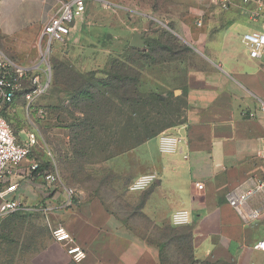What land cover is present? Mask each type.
<instances>
[{"label":"crops","instance_id":"crops-1","mask_svg":"<svg viewBox=\"0 0 264 264\" xmlns=\"http://www.w3.org/2000/svg\"><path fill=\"white\" fill-rule=\"evenodd\" d=\"M62 1L66 0H0V46L18 60L31 57L37 44L40 50L43 29L58 13ZM230 1L231 7L224 10L209 1L192 0L195 6L208 4L214 9L181 13L182 20L191 18L187 25L193 41L191 51H204L201 54L208 64L205 69H188L181 91L187 103L185 121L167 132L186 140L182 150L161 154L155 138L114 163L125 171L133 167L131 182L146 173L158 174L157 183L147 191L129 193L128 204L139 208L153 228L190 232L196 264H264V252L256 249L264 241V213L259 220L247 222L227 201L230 192L253 191L257 183L264 182V158L259 156L264 151V117L259 113V103L264 101V55L250 59L243 41L247 33L264 32V13L254 21L250 13L254 6H245L242 0ZM182 25L183 21L176 26L178 33L185 32ZM94 26L82 16L72 24L71 38L67 39L69 58L80 74L105 71L123 50L100 43L97 52L86 54L85 49L93 45L85 43L83 48L78 34ZM101 27L109 31L106 25ZM107 32L101 39H109ZM129 35L133 49L144 48V39L137 38L139 34L128 27L121 36ZM21 105L20 100L15 112L19 117ZM248 111L257 117L251 119L245 114ZM30 158L11 183L19 185L18 197L28 211H41L29 207L31 203L52 210L53 229L65 226L87 251L81 264H161V244L136 234L99 201L64 209V191L47 185L41 176L34 177L30 170L36 160ZM196 184L204 189L199 190ZM263 207L262 193L248 202V209ZM180 210L191 212L188 226H173L172 215Z\"/></svg>","mask_w":264,"mask_h":264},{"label":"rangeland","instance_id":"rangeland-1","mask_svg":"<svg viewBox=\"0 0 264 264\" xmlns=\"http://www.w3.org/2000/svg\"><path fill=\"white\" fill-rule=\"evenodd\" d=\"M193 4L192 0L87 1L84 17L95 26L78 34L83 48H86L85 43L93 45L85 49L86 54L97 52L100 43H109L122 47L121 56L144 68L142 74L137 69H131L133 71L130 72L129 79L126 78L122 102L116 98L119 91L115 78L108 77L113 63L111 68L109 65L105 70L109 71L108 76L104 73L92 74L84 85L81 84L79 72L72 66L69 58L70 39L65 43L53 42L45 60L38 44L32 56H25L24 60H18L0 46L9 58L20 65H41L39 75L48 84L47 92L36 99L30 113L24 109L23 101L20 117L17 114L8 115L9 123L19 141L25 139V134L32 130L39 135V144L30 160L48 159V155L53 154L61 169H64V165L73 160L74 149H79V156L89 164L87 173L79 172L78 182L68 179V184L77 190V198L72 206H65L64 209L79 208L100 197L127 225L141 233L153 234L151 225L140 209L128 204L127 199L131 196L128 187L133 167L131 171H125L117 168L114 163L121 154L134 151L152 133L158 134V138L185 121L187 103L181 91L186 84L187 71L205 69L208 64L201 54L204 51L191 53L189 45L193 41L187 26L191 24V18L182 20L181 13H203L214 9V6L208 4ZM181 21L185 25H182L184 33L176 31V26ZM101 24L106 25L109 31L101 27ZM128 27L139 34L137 38L144 39L145 46L142 49L147 50L146 54L129 51H133L132 36H121L128 31ZM104 31L108 33L107 36L110 35L109 39H101ZM39 36L40 33L36 36V43ZM46 50L44 45L43 52ZM187 59L190 60L188 66ZM116 67L122 70L123 65L116 64ZM47 68L50 72L44 75ZM139 75L138 89L142 95L135 98L133 93ZM78 90L84 94L82 98L77 94ZM93 92L102 94L105 102L87 104L85 95ZM94 105L100 106L104 112L99 121L84 116L82 107L86 106L90 112ZM80 126L89 129L77 139V128ZM92 127L96 130L93 131ZM106 157L111 158L103 163ZM21 203L25 207L22 200ZM29 207H39L41 211H18L0 217V264H75L65 249L52 239V210L42 204L37 206L31 203ZM180 235L186 237L187 231L180 232ZM187 244L188 242L183 245L185 255L188 253ZM168 260L171 261L169 258Z\"/></svg>","mask_w":264,"mask_h":264},{"label":"built area","instance_id":"built-area-1","mask_svg":"<svg viewBox=\"0 0 264 264\" xmlns=\"http://www.w3.org/2000/svg\"><path fill=\"white\" fill-rule=\"evenodd\" d=\"M88 0H66L60 2L58 13L44 27L41 36V55L46 59L52 49L53 42L65 43L72 33V24L81 18L86 12ZM209 1L219 5L224 10L231 7L230 0H195ZM245 6H254L250 11L252 20L257 21L264 13V2L262 0H242ZM201 26L202 23L197 24ZM243 41L252 60H258L264 55V32L247 33L243 36ZM44 45L47 50L43 52ZM41 65L23 66L9 58L0 48V111L12 105L17 96L29 86L25 94L27 113L33 109V105L39 97L48 90V84L40 77ZM47 68L43 73L48 75ZM259 113L264 117V101L259 103ZM251 119L257 117V113L248 111L245 113ZM186 142L179 135L164 133L158 137L159 151L164 155H173L182 150V145ZM39 144V135L36 131L26 133V140L19 141L8 120L0 115V217L11 215L18 211H28L22 206L18 197L19 185L11 183V179L16 175L19 167L29 159ZM49 156L52 157L51 154ZM259 156L264 158V151L259 152ZM39 170V163L35 162L31 166L32 174ZM47 185L62 189L66 195L65 206L70 207L77 198V190L64 184L57 166L51 171H45L40 175ZM157 173H146L137 177L128 187L131 194L143 193L154 186L158 181ZM199 190H203L202 184H196ZM257 193L264 194V182H259L254 186L253 191L230 192L227 196L228 204L235 209L239 215L247 222H255L264 213V207L259 209H248L249 200ZM172 223L175 227L188 226L191 223V212L187 210L176 211L172 215ZM52 238L65 248L68 257L75 263L81 264L87 258V251L79 245L70 232L63 225H58L52 230ZM256 249L264 252V241L259 242Z\"/></svg>","mask_w":264,"mask_h":264},{"label":"trees","instance_id":"trees-1","mask_svg":"<svg viewBox=\"0 0 264 264\" xmlns=\"http://www.w3.org/2000/svg\"><path fill=\"white\" fill-rule=\"evenodd\" d=\"M131 50L129 49L130 52L142 53L143 55L146 54V52H147L146 49H133V51H131ZM166 51H168V49H166ZM191 53H192V51H191ZM111 63H113L112 64L113 66H112L110 76L107 75V74H109V71H98V72L89 73L86 76L79 73L78 78L80 79V82L82 85L85 84L87 78L90 77V75H92V74L101 75L104 73V75H106L108 77L115 78V82L117 83V89L119 91V94L116 98L118 101L122 102L124 99V95H125L124 94V88L126 86V84H125L126 78L129 79L130 72L133 71L131 69H137L142 74V73H144V68L136 65V62H132L128 58L126 59L121 55L118 58H115L114 60H112ZM111 63H110V68H111ZM116 64L123 65L122 70L117 69ZM138 67L139 68L141 67V68L139 69ZM144 67L146 68V66H144ZM141 70H143V71H141ZM139 79H140V75L137 79V82L135 83V89H134V93H133L135 98H140L142 95V93L138 89V86L140 85ZM28 90H29V86L26 83L25 91H23V93H21L17 96V99L15 100V102L10 106L4 107L0 111V115L3 116L4 118H6L8 120V122H9L8 115L16 116L17 113H15V112L17 111V105H18V102H20V100L22 103H23V101L25 102V107H26L25 94L28 92ZM94 92H93V94H86L85 95V97L87 99V104L89 103V105H90L96 101L101 102V103L105 102V97L102 94L94 93ZM77 94H79L80 98H82V96L84 95L79 90H78ZM79 101H81V100H79ZM87 107H89V106L87 105ZM87 107L86 106L82 107V109L85 111V114L84 113L83 114L87 118H91L93 120L95 119V121H97V120L99 121V118H101L104 115V112L100 106L94 105L93 110L92 111L90 110V112L87 111ZM22 109H23V106H22ZM10 125H11V123H10ZM88 129L89 128H85L84 126L78 127L76 138L78 139L80 137V135H83L84 133H86L88 131ZM91 129L93 131L96 130V128H94V127H92ZM78 131H79V133H78ZM157 136H158V134L152 133L150 138H148L146 141L138 144L136 146V148L139 147L140 145L144 144L145 142L149 141V140L155 139ZM77 150L79 151V149H77ZM74 151H75V155H74L73 160L70 163H67L66 165H64V169H61V167L59 165L60 164L59 161L57 160L56 156H54L53 154H52V157L48 155V159H46V158L45 159H35L36 162L39 163V170L35 171L33 173V176L38 177L45 171H51L54 169V166L56 165L59 172H60V175H61V178H62L64 184L68 187L74 188L73 186L68 184V179L71 181L78 182L77 176H78L79 172L84 171L85 173H87V168L89 165L87 162L83 161V157L79 156L78 151H76V149H74ZM123 154H126V153H123ZM123 154H121V155H123ZM110 158L111 157H106L102 162L105 163L108 160H110ZM96 201H99L100 203H102L109 213L116 215L114 212L111 211L110 206L106 204L105 200L98 197V198H96ZM118 217L121 218L120 216H118ZM125 224H126V222H125ZM152 230H153V234H148V233L144 234V233H141L140 231H137L134 229L136 234L140 235L143 238H146L149 242H157V243L161 244V264H196L193 260V248L191 247V243H190V241H191L190 232L187 231V236L185 237V236L180 235L181 231H177L174 228L168 227L165 229H158L156 227H154V228L152 227ZM182 232H184V231H182ZM186 239L188 241H186ZM184 240L186 242H184ZM187 242H188V244H187L188 253H187V255H185V253L183 252V245H184V243H187ZM168 258L171 259V261H169Z\"/></svg>","mask_w":264,"mask_h":264},{"label":"bare ground","instance_id":"bare-ground-1","mask_svg":"<svg viewBox=\"0 0 264 264\" xmlns=\"http://www.w3.org/2000/svg\"><path fill=\"white\" fill-rule=\"evenodd\" d=\"M84 15H85V14H84ZM84 15H83V16H84Z\"/></svg>","mask_w":264,"mask_h":264}]
</instances>
